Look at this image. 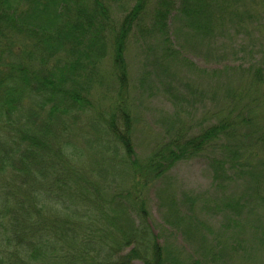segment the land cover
<instances>
[{"label":"trees","instance_id":"1","mask_svg":"<svg viewBox=\"0 0 264 264\" xmlns=\"http://www.w3.org/2000/svg\"><path fill=\"white\" fill-rule=\"evenodd\" d=\"M110 1L0 0V264H219L226 255L207 241L195 207L186 210L165 198L166 226L187 241L195 240L192 232L198 235L202 257L188 255L192 261L186 263V248L169 249L159 241L167 230L154 232L147 193L177 163L206 156L241 126L218 123L191 136L181 126L140 157L126 49L134 30H145L149 0H133L118 24L109 17ZM233 1L156 0L149 30L160 49L156 69L165 72L179 61L194 66L167 35L170 15L202 35L215 21L238 17ZM106 62L117 87L108 124L94 105ZM161 88L170 98L189 101L172 84ZM85 119L94 137L79 131V139L72 135L73 122ZM252 137L263 144V131ZM241 151L212 159L215 180L231 178L230 168L250 181L258 177L253 171L262 165L251 164L252 155ZM243 208L235 205L239 213Z\"/></svg>","mask_w":264,"mask_h":264},{"label":"rangeland","instance_id":"2","mask_svg":"<svg viewBox=\"0 0 264 264\" xmlns=\"http://www.w3.org/2000/svg\"><path fill=\"white\" fill-rule=\"evenodd\" d=\"M233 3H238L236 12L232 6L238 17L232 16L222 23L215 21L203 36L186 28L183 17L174 19L175 12L170 15L167 35L194 66L187 67L179 61L161 72L155 66V55L160 49L156 47L155 35L149 33L158 4L156 0H149L145 30L135 29L126 49L134 88L129 91L133 100L130 109L133 141L137 154L143 158L158 143L171 139L169 133L181 126L191 136L213 124L238 123L241 132L220 139L217 147L208 150L206 156L203 153L177 163L165 178L151 185L147 193L149 222L156 234L165 227L167 231L159 241L169 249L186 248V257L191 254L202 257L196 253L199 249L196 231L191 233L195 240L187 241L182 232L166 226L161 204L165 198H173L186 210L195 207L198 212L195 217L204 226L201 231L206 233L209 244L217 245L221 254L226 253L219 264H264V0H235ZM134 4L133 0L110 1L109 17L118 24ZM99 69L102 83L95 87L94 105L108 124L113 119L110 112L117 87L108 73L110 64L106 62ZM144 70L148 76L139 82ZM170 73L175 79H170ZM163 83L180 88L189 101L176 100L162 93ZM99 98L102 101L98 102ZM93 117L98 119L100 115L96 113ZM71 131L79 139V131L85 132L84 137H94L88 119L73 122ZM262 131L263 144H260L252 133ZM241 149L245 150V155H252L251 164L262 165L253 171L258 177L250 181L236 176L237 172L230 168L231 178L223 182L215 180L212 159H229ZM223 199L227 200L229 208L224 207ZM237 202L244 206L240 213L235 209ZM188 260L186 263H191L190 257Z\"/></svg>","mask_w":264,"mask_h":264}]
</instances>
